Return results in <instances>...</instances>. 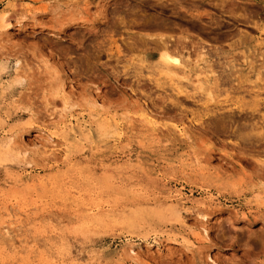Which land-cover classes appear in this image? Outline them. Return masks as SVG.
<instances>
[{"label":"rangeland","instance_id":"1","mask_svg":"<svg viewBox=\"0 0 264 264\" xmlns=\"http://www.w3.org/2000/svg\"><path fill=\"white\" fill-rule=\"evenodd\" d=\"M4 14L0 264H264V0Z\"/></svg>","mask_w":264,"mask_h":264},{"label":"bare ground","instance_id":"2","mask_svg":"<svg viewBox=\"0 0 264 264\" xmlns=\"http://www.w3.org/2000/svg\"><path fill=\"white\" fill-rule=\"evenodd\" d=\"M0 21L1 23H7L8 19L6 17V15H2L0 17ZM166 51V50H164ZM167 52V51H166ZM166 52H162L161 56L159 57V60L161 63L165 64V65H174V66H181V64L179 63V61L174 58L173 56H169L168 54H166ZM183 67V66H181ZM184 70V67L182 68ZM168 71V70H167ZM166 73V72H164ZM170 76H173V75H170ZM169 76V77H170ZM201 89V88H200ZM142 107V106H141ZM139 109H140V106H139ZM142 109V108H141ZM144 117H146L149 121L152 119L151 116H149L148 114H144ZM154 119V118H153ZM153 121V120H152ZM151 122V121H150ZM170 213V212H169ZM96 227V226H95ZM6 228V227H5ZM4 229V228H3Z\"/></svg>","mask_w":264,"mask_h":264}]
</instances>
